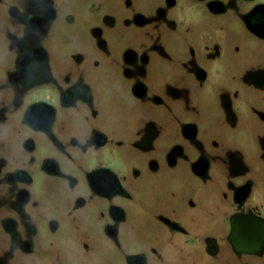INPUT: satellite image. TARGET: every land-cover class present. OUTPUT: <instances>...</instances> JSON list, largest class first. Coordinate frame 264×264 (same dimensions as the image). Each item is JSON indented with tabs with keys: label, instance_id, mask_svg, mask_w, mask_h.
<instances>
[{
	"label": "flooded vegetation",
	"instance_id": "1",
	"mask_svg": "<svg viewBox=\"0 0 264 264\" xmlns=\"http://www.w3.org/2000/svg\"><path fill=\"white\" fill-rule=\"evenodd\" d=\"M0 7V264L263 256L259 174L215 132L248 113L264 164V0ZM163 170L165 194L141 200Z\"/></svg>",
	"mask_w": 264,
	"mask_h": 264
},
{
	"label": "rangeland",
	"instance_id": "2",
	"mask_svg": "<svg viewBox=\"0 0 264 264\" xmlns=\"http://www.w3.org/2000/svg\"><path fill=\"white\" fill-rule=\"evenodd\" d=\"M69 1L78 2L80 0H69ZM2 11L3 10L0 7V12ZM111 35L116 36L117 31L112 30ZM247 41H249V39H246V42ZM248 43H251V42L249 41ZM258 52H259V55H258L259 57H257V59L264 61V46H262L261 49L256 52V54ZM237 59H243V58L240 57ZM262 130H263V127L259 123H256L253 120V118L247 113V115L243 117L242 121L239 123V126L232 128V136H231V132L227 128L217 129L215 133L219 135H223L227 141H232V146L233 148L236 149V153H239L244 157L245 162L248 164V167H253L257 169L255 171L257 174H259L258 190L259 191L261 190L262 192H264V164L258 163L256 165V161H255V158L258 152V142H257L256 134ZM171 172L174 174L189 176V171L187 170L186 167H181ZM171 172L163 170L156 177L143 178L139 182L141 184L139 191H138L139 198H141V200H145L149 202L151 199L152 201L151 203H157L159 196H157L156 192H158L160 196H163L165 194L164 190L166 189V185H169L170 183L169 177L171 176ZM183 182L184 181L181 180V185L176 186V187L183 189L184 188ZM219 231H221L220 233L222 234L223 231H225V229H220ZM135 242L138 243L139 240H136ZM133 246L134 245L132 244L128 245L129 248ZM107 251H108L109 256L116 257V254H117L118 259L120 261L121 257L119 253L115 251L113 247L109 244H108ZM98 253H100V251ZM247 259L245 261H247V263L249 264H264V252H263V256L255 257V256L250 255L247 257Z\"/></svg>",
	"mask_w": 264,
	"mask_h": 264
}]
</instances>
